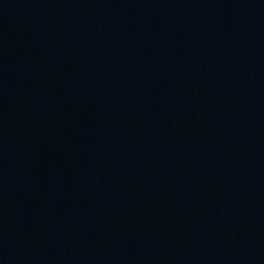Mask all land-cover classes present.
I'll use <instances>...</instances> for the list:
<instances>
[{
  "label": "water",
  "instance_id": "1",
  "mask_svg": "<svg viewBox=\"0 0 264 264\" xmlns=\"http://www.w3.org/2000/svg\"><path fill=\"white\" fill-rule=\"evenodd\" d=\"M0 264H264V0H0Z\"/></svg>",
  "mask_w": 264,
  "mask_h": 264
}]
</instances>
